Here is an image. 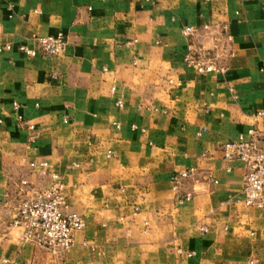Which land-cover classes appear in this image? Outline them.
<instances>
[{
	"label": "crops",
	"instance_id": "0c3cea01",
	"mask_svg": "<svg viewBox=\"0 0 264 264\" xmlns=\"http://www.w3.org/2000/svg\"><path fill=\"white\" fill-rule=\"evenodd\" d=\"M5 3L0 46L12 48L0 52V264L264 262V211L244 205L246 168L220 151L252 126L264 136V121L252 117L264 109V0H13L12 17ZM204 23H227L231 40L214 26L190 38L181 33ZM58 32L67 41L59 55L29 58L16 49ZM189 41L227 70L198 74L185 66ZM51 72L60 76L52 80ZM12 101L34 124L32 141ZM42 160L62 175L69 209L85 218L62 254L24 242L21 229L8 225L25 195L21 180L33 192L48 185L28 165ZM189 167L196 174L179 191L190 200L179 203L169 178Z\"/></svg>",
	"mask_w": 264,
	"mask_h": 264
},
{
	"label": "built area",
	"instance_id": "2783aa9c",
	"mask_svg": "<svg viewBox=\"0 0 264 264\" xmlns=\"http://www.w3.org/2000/svg\"><path fill=\"white\" fill-rule=\"evenodd\" d=\"M0 1L6 2L8 16L12 17L13 0ZM262 10L264 11V4L262 5ZM211 26L223 31L227 41L231 40L229 33H227V23H216L214 25L204 23L200 27L186 24L181 27V33L183 36L190 38L196 36L200 30H209ZM33 40L36 47L32 48L25 44H18L16 49L26 57L32 58L39 53L43 56H56L63 53L67 47L66 38L61 32L54 35L35 36ZM11 48V44L6 43L0 46V52L10 50ZM215 58L216 55H211L210 51L205 49L203 45H196L192 41L187 43L182 55V61L185 66L192 68L198 74L224 73L227 67L218 64ZM59 76L60 72H51L49 74L52 80ZM167 82L176 86L180 84L173 79H168ZM111 92H114V87L111 88ZM115 105L121 107L122 101L117 99ZM19 108L20 104L17 101H12L11 109L16 121L29 131V140L32 141L34 137L32 133L35 130V126L23 118L19 112ZM147 109L159 110L158 107L154 106H148ZM252 117L255 122L259 120L264 121V109L255 111L252 113ZM1 123L2 119H0ZM112 124L116 128L120 127L116 121ZM132 127L135 128L136 126L132 125ZM205 130L203 127L196 132V135L200 136ZM220 151L224 160H238L246 168L242 185V202L244 205L264 211V136L252 126L246 133L238 135L236 139L224 142L220 147ZM112 155V151H107L106 157ZM28 165L36 169L39 175L48 176L49 183L44 189L33 192L28 187V182L25 179L21 180L22 190L25 192V195L18 202L8 225L21 229V240L24 242L43 247L54 254L66 253L74 245L75 234L84 229L85 218L80 213L69 209L63 177L58 172L49 171L48 161H30ZM79 165L78 162L71 163V167L73 168L79 167ZM195 174V167L180 169L171 174L169 181L177 202L183 203L190 200V195L181 194L179 188L183 180L193 177ZM119 188L121 191H124L122 186ZM137 212L138 205H131L130 214L133 216ZM124 218L125 216L120 217V219ZM147 228L148 222L144 221L143 231L146 232ZM199 231L205 233L207 232V227L201 225ZM2 239L3 235L0 233V241ZM90 249L92 251L96 250L92 245H90ZM176 252L185 257H191L195 254L194 251H185L181 248H178ZM97 253L99 254L100 252L97 251ZM1 262L8 263L9 261L6 258H2ZM10 264L19 263L11 262ZM248 264H264V262L250 258Z\"/></svg>",
	"mask_w": 264,
	"mask_h": 264
}]
</instances>
